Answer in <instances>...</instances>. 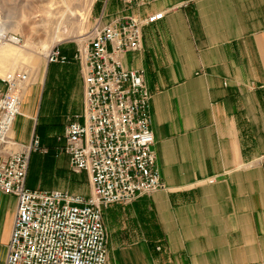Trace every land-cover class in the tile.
Listing matches in <instances>:
<instances>
[{"label":"crops","instance_id":"crops-1","mask_svg":"<svg viewBox=\"0 0 264 264\" xmlns=\"http://www.w3.org/2000/svg\"><path fill=\"white\" fill-rule=\"evenodd\" d=\"M92 3L104 22L121 9L118 0ZM157 12L164 17L142 28L141 51L122 62L143 74L151 95L166 190L104 211L108 264H264V0H153L131 11ZM82 105L78 64H48L40 87L24 94L13 138L36 136L48 158L68 165L57 142L66 124L52 126ZM37 115L48 122L35 132ZM15 206L0 194V264Z\"/></svg>","mask_w":264,"mask_h":264},{"label":"built area","instance_id":"built-area-1","mask_svg":"<svg viewBox=\"0 0 264 264\" xmlns=\"http://www.w3.org/2000/svg\"><path fill=\"white\" fill-rule=\"evenodd\" d=\"M121 6L104 22L92 18L89 32L71 58L54 45L47 64L77 61L83 77L81 114L69 120L59 140L73 173H85L91 195L29 189L30 157L47 153L34 136L27 144L10 135L29 84L27 72L0 78V192L15 199V214L4 264H108L104 211L143 195L166 190L157 168L150 128L151 95L141 72L126 69L122 57L141 51L144 26L164 12L136 16L132 10L153 0H118ZM8 41L0 31V41ZM12 42L19 41L12 37Z\"/></svg>","mask_w":264,"mask_h":264},{"label":"rangeland","instance_id":"rangeland-1","mask_svg":"<svg viewBox=\"0 0 264 264\" xmlns=\"http://www.w3.org/2000/svg\"><path fill=\"white\" fill-rule=\"evenodd\" d=\"M94 6L92 0H0V27L6 38L14 37L19 41L17 44L10 43L9 40L0 41V44H5L0 46V78L8 72L22 70L29 76L26 90L32 85L40 87L48 65L46 53L56 44H60V50L71 48L75 52L77 45L81 44L79 39L84 38L89 32L91 19L94 18ZM81 16L85 19L81 20ZM6 53H9L10 57L3 59L1 55ZM70 62H75L79 66L83 97L80 65L77 61ZM68 116L63 119L61 125L52 126L54 130L58 131L77 115ZM35 119V132L41 131V126L48 122V118L37 115ZM10 135L13 138L12 132ZM58 140L59 138L57 142ZM46 154H33L31 162L29 161L28 188L67 191L86 198L91 195V185L85 173H73L69 163L66 165L63 161L54 162ZM0 194L4 195L1 192ZM3 214L4 217L7 216L6 211ZM104 226L108 242L109 231L105 214Z\"/></svg>","mask_w":264,"mask_h":264},{"label":"bare ground","instance_id":"bare-ground-1","mask_svg":"<svg viewBox=\"0 0 264 264\" xmlns=\"http://www.w3.org/2000/svg\"><path fill=\"white\" fill-rule=\"evenodd\" d=\"M79 12H80V11H79ZM81 14H82V13H81ZM64 17H65V16H64ZM81 17H82V16H81ZM62 19H63V18H62ZM82 19H85V18L82 17L81 20H82ZM86 19H87V18H86ZM61 26H62V25H61ZM0 31H3L1 27H0ZM79 36L81 37L82 35H79ZM56 37H58V36H56ZM82 39H83V38H80L79 41L81 42ZM9 41H10V42L13 41V40H12V37H9ZM2 45H5V44H0V46H2ZM9 50H10V49H9ZM10 51H11V50H10ZM1 57H2L3 59H8V58L10 57V54H9V53H6V54H4V55H1Z\"/></svg>","mask_w":264,"mask_h":264}]
</instances>
